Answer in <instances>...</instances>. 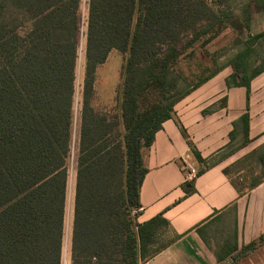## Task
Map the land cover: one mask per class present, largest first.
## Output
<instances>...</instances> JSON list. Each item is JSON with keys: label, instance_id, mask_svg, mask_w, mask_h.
<instances>
[{"label": "trees", "instance_id": "1", "mask_svg": "<svg viewBox=\"0 0 264 264\" xmlns=\"http://www.w3.org/2000/svg\"><path fill=\"white\" fill-rule=\"evenodd\" d=\"M227 1L88 0L71 264H140L154 254L167 221L138 222L148 171L142 149L176 104L218 72L201 78L200 70L207 58L216 65L207 46L230 26L232 14L218 8ZM80 4L0 0V264H62ZM112 51L125 66L119 111L109 115L91 103L96 71ZM250 54L245 45L227 81L245 87L248 98ZM241 121L247 134L248 112ZM256 160L264 162V149ZM263 244L264 234L218 252V264Z\"/></svg>", "mask_w": 264, "mask_h": 264}, {"label": "crops", "instance_id": "2", "mask_svg": "<svg viewBox=\"0 0 264 264\" xmlns=\"http://www.w3.org/2000/svg\"><path fill=\"white\" fill-rule=\"evenodd\" d=\"M258 1L229 0L218 6L232 14L230 26L207 49L216 42L223 47L230 44L231 54L219 57L226 62L217 67L218 72L176 104L174 115L162 124L153 144L142 149L148 171L138 222L161 216L167 225L159 229L150 247L154 254L140 264H218V252L233 253L264 234V175L240 192L225 172L228 166L255 159L264 149V70L255 74L264 67V35L257 38L264 33V6ZM245 45L251 49L249 98L245 87L227 82L233 73L230 63ZM110 56L96 71L95 92ZM115 84L110 87L114 89ZM246 112L247 134L241 121ZM259 164L264 173V162ZM190 169L197 172L194 178L188 175ZM189 183L194 190L188 193ZM228 261L229 257L223 262ZM67 264H71L70 256ZM233 264H264V244Z\"/></svg>", "mask_w": 264, "mask_h": 264}, {"label": "rangeland", "instance_id": "3", "mask_svg": "<svg viewBox=\"0 0 264 264\" xmlns=\"http://www.w3.org/2000/svg\"><path fill=\"white\" fill-rule=\"evenodd\" d=\"M80 37L78 45V57L76 61L75 69V81H74V98H73V110H72V126H71V141L70 152L67 159L68 169V186L66 196V212L64 223V237H63V251H62V264L69 262V256L71 257V241H72V229H73V217H74V197H75V183H76V170H77V156H78V144H79V132L81 122V110L83 103V80L85 72V32L88 15V0H81L80 4ZM230 38V37H229ZM221 40V39H220ZM229 44V43H228ZM224 45V44H222ZM222 45L212 44L208 50L209 55L215 56L216 65L211 64L209 58L204 62L205 65L201 70V78L210 74L211 70L215 67L223 65L226 61L219 60V57L223 54H231V45L223 47ZM109 62L103 67L101 73L102 77L98 83L97 91H94L93 100L91 105L99 113H108L113 115L119 111L118 98L121 96L123 89V72L125 66V58L117 51H112ZM217 59V60H216ZM183 72L189 73L186 67H183ZM116 83L114 89L110 85ZM113 91V93H112ZM149 99L155 100V97ZM147 103L150 101H146ZM117 109V110H116ZM225 172L229 175L232 182L238 186L241 192H245L248 187L256 184L264 175L261 170L259 162L256 158H248L241 163H237L232 166H228ZM228 261L225 264H229Z\"/></svg>", "mask_w": 264, "mask_h": 264}, {"label": "built area", "instance_id": "4", "mask_svg": "<svg viewBox=\"0 0 264 264\" xmlns=\"http://www.w3.org/2000/svg\"><path fill=\"white\" fill-rule=\"evenodd\" d=\"M188 175L189 177L194 178L197 175V172L194 169H190Z\"/></svg>", "mask_w": 264, "mask_h": 264}]
</instances>
